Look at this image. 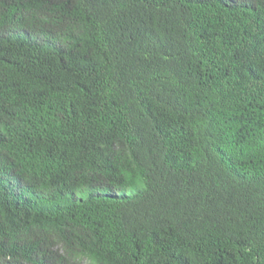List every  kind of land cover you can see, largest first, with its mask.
Instances as JSON below:
<instances>
[{
  "label": "trees",
  "instance_id": "1",
  "mask_svg": "<svg viewBox=\"0 0 264 264\" xmlns=\"http://www.w3.org/2000/svg\"><path fill=\"white\" fill-rule=\"evenodd\" d=\"M0 264H264V0H0Z\"/></svg>",
  "mask_w": 264,
  "mask_h": 264
}]
</instances>
